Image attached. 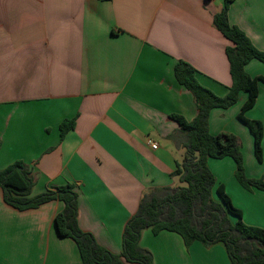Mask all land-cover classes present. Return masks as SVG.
<instances>
[{
  "label": "crops",
  "instance_id": "1",
  "mask_svg": "<svg viewBox=\"0 0 264 264\" xmlns=\"http://www.w3.org/2000/svg\"><path fill=\"white\" fill-rule=\"evenodd\" d=\"M223 2L0 0V170L15 161L27 165L32 196L72 185L80 229L119 255L142 195L175 187L171 172L186 158L183 134L169 116L191 121L197 109L174 77L175 63L190 65L217 96L230 86L229 42L212 23ZM227 16L264 52V0H233ZM245 71L264 78L256 60ZM245 100L242 93L229 108L211 110L208 128L211 135L234 134L252 153V135L237 118ZM244 115L263 126L262 161L245 174L264 177V83ZM72 119L74 128L60 140V123ZM207 166L216 180L213 195L222 185L242 222L264 229V192L241 188L230 158L209 159ZM62 209L51 201L17 211L0 191V264H80L74 241L54 226ZM139 244L153 264H231L222 243L186 247L173 232L145 229Z\"/></svg>",
  "mask_w": 264,
  "mask_h": 264
},
{
  "label": "trees",
  "instance_id": "2",
  "mask_svg": "<svg viewBox=\"0 0 264 264\" xmlns=\"http://www.w3.org/2000/svg\"><path fill=\"white\" fill-rule=\"evenodd\" d=\"M232 1L224 0L221 10L212 19L215 29L229 42L225 56L230 86L224 96H217L199 84L190 65L183 61L175 63L174 77L191 93L197 109L191 121L181 115L169 116L177 123L184 138L181 147L186 158L182 163H176L171 172L180 185L154 187L142 195L136 212L124 227L119 255L99 246L91 234L80 229L77 194L72 185L58 186L32 196L31 169L22 161H15L0 170L3 202L17 211L37 209L51 201L63 203V209L54 217V226L59 237L74 241L80 264H153L151 253L139 244L145 229H150L154 235L162 231L173 232L182 238L186 247L193 242L204 247L222 243L231 264H264V229L242 222L241 211L232 205L222 185L213 195L216 180L207 166L209 159L230 158L235 165L237 184L249 192H264V177L249 178L245 174L239 139L227 132L211 135L208 128L211 110L227 109L239 100L240 94H246L237 118L248 128L254 155L262 161V123L247 119L244 113L255 105L258 83H264L263 77L249 76L245 66L252 60L264 64V52L257 50L239 28L229 24L227 15ZM74 125V119L60 123V140Z\"/></svg>",
  "mask_w": 264,
  "mask_h": 264
},
{
  "label": "rangeland",
  "instance_id": "3",
  "mask_svg": "<svg viewBox=\"0 0 264 264\" xmlns=\"http://www.w3.org/2000/svg\"><path fill=\"white\" fill-rule=\"evenodd\" d=\"M241 153L243 156V160L245 161V163H244L245 170L247 169V171H250L251 169H253V165H252L253 161H254V164L257 166H258V164H260V161H258L254 155L253 148H252V153H249L247 151L245 143L242 144ZM262 166H264V165H262ZM178 185H180V183L177 181L175 187Z\"/></svg>",
  "mask_w": 264,
  "mask_h": 264
},
{
  "label": "built area",
  "instance_id": "4",
  "mask_svg": "<svg viewBox=\"0 0 264 264\" xmlns=\"http://www.w3.org/2000/svg\"><path fill=\"white\" fill-rule=\"evenodd\" d=\"M151 147H152L153 149H155V148H156V145H155L154 143H151Z\"/></svg>",
  "mask_w": 264,
  "mask_h": 264
}]
</instances>
